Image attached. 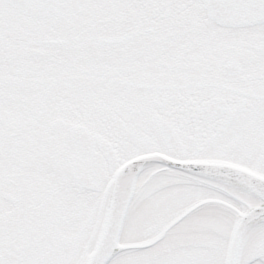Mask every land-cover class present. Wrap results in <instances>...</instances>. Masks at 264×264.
Returning <instances> with one entry per match:
<instances>
[{
  "label": "snow or ice",
  "instance_id": "obj_1",
  "mask_svg": "<svg viewBox=\"0 0 264 264\" xmlns=\"http://www.w3.org/2000/svg\"><path fill=\"white\" fill-rule=\"evenodd\" d=\"M0 264H264V0H0Z\"/></svg>",
  "mask_w": 264,
  "mask_h": 264
}]
</instances>
